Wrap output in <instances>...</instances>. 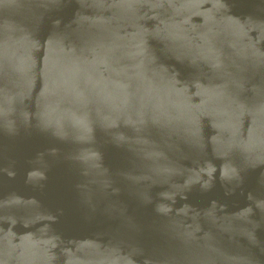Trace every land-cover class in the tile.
I'll return each instance as SVG.
<instances>
[{"label":"water","instance_id":"95a60500","mask_svg":"<svg viewBox=\"0 0 264 264\" xmlns=\"http://www.w3.org/2000/svg\"><path fill=\"white\" fill-rule=\"evenodd\" d=\"M0 264H264V0H0Z\"/></svg>","mask_w":264,"mask_h":264}]
</instances>
